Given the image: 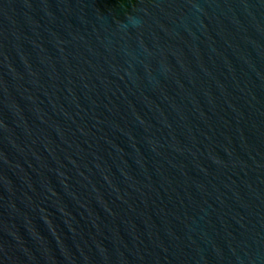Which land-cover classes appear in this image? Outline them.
<instances>
[{"label":"water","instance_id":"1","mask_svg":"<svg viewBox=\"0 0 264 264\" xmlns=\"http://www.w3.org/2000/svg\"><path fill=\"white\" fill-rule=\"evenodd\" d=\"M0 264H264V0H0Z\"/></svg>","mask_w":264,"mask_h":264}]
</instances>
